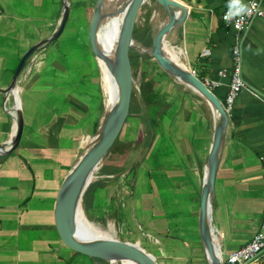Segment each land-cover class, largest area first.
Listing matches in <instances>:
<instances>
[{
  "label": "crops",
  "instance_id": "0c3cea01",
  "mask_svg": "<svg viewBox=\"0 0 264 264\" xmlns=\"http://www.w3.org/2000/svg\"><path fill=\"white\" fill-rule=\"evenodd\" d=\"M65 1L0 0V145L6 148L17 128L10 112L13 105L19 115L23 110L25 121L18 147L0 155V264H111L69 248L56 215L61 186L95 144L107 119L104 91L86 81L94 75L96 58L79 57L74 45H63L77 37L76 10L88 0H67L70 16L62 35L28 60L15 96L5 92L25 53L58 28ZM177 1L188 7V15L169 33V50L202 81L216 84L214 93L223 104L230 78L220 72L232 67L236 46L242 54L247 86L228 112L211 201L213 234L226 259L252 239L264 220V17L237 33L223 24L222 13L251 0ZM145 4L151 11L150 25L138 28L136 22L134 37L152 47L169 16L158 3ZM138 54L139 94L133 90L130 115L119 136L129 150H121L112 162L108 159L101 178L91 184L94 208L97 202L106 217L126 227L120 210L136 195L138 184L144 191H138L133 208L152 241L143 248L137 236L135 245L153 254L158 264H209L200 235V203L214 139V110L172 78L178 90L174 107L166 113L158 110L150 120L146 107L153 100L149 95L158 70L153 57ZM131 65L133 69L132 61ZM125 152L135 157L125 159ZM123 166L126 172H121ZM136 167L139 172L133 176ZM86 209L91 213L92 208ZM86 209L83 203L85 213ZM147 211H152V220ZM115 231L120 240L116 227ZM259 264H264V256Z\"/></svg>",
  "mask_w": 264,
  "mask_h": 264
},
{
  "label": "water",
  "instance_id": "95a60500",
  "mask_svg": "<svg viewBox=\"0 0 264 264\" xmlns=\"http://www.w3.org/2000/svg\"><path fill=\"white\" fill-rule=\"evenodd\" d=\"M155 1L167 12L169 20L159 28L153 39L152 47L147 48L143 45L145 50L139 53L150 55L171 77L178 78L182 82L194 87L197 90L194 91V93L207 101L210 106H213L218 114V117H215L214 139L209 154L208 166L201 195L200 235L209 264H223V257L221 256L211 226V201L215 190L219 154L226 134L229 115L223 102L216 96V94L208 89L205 83L198 78L189 67L186 68L178 65L177 61L173 60L166 54L163 47L165 37L185 21L188 15V7L177 0ZM104 3L105 0H96L88 37L94 57L97 61L98 59L105 61L110 74L117 85L118 101L114 113L106 119L102 131L99 134H96V144L77 161L61 186L57 198V223L65 244L75 252L86 255L94 260L106 261L109 263L133 261L137 264H158L157 259L153 254L148 253V251H143L135 245V243L121 241H109L100 244L89 243L80 237L76 227L78 208L81 202L84 201V196L91 186V183H89V177L97 169L100 163L103 164L104 159L115 145L130 115L133 92V75L130 53L134 47L133 43L137 41L134 37V31L139 10L140 7L145 4L143 3V0L130 1L119 49L114 57H108L102 51L98 42L100 25L105 16L103 11ZM69 16L70 5L66 0L58 28L51 37L32 46L25 53L15 72L12 83L5 91L6 93H10L16 89L18 80L26 68L28 60L38 51L48 47L59 39L64 32ZM24 127L25 121L22 110L18 117L17 130L12 139L11 147L4 151L5 146L0 145V155L10 154L18 147L23 136Z\"/></svg>",
  "mask_w": 264,
  "mask_h": 264
},
{
  "label": "rangeland",
  "instance_id": "374dc122",
  "mask_svg": "<svg viewBox=\"0 0 264 264\" xmlns=\"http://www.w3.org/2000/svg\"><path fill=\"white\" fill-rule=\"evenodd\" d=\"M88 1L89 2H87L88 3L87 6L83 5V7H78V9L76 10L75 22L77 24L76 27H78V29L75 30V28H74V32H76L75 34H77V38H73L70 41L66 40L63 42V45L67 46L70 43H72L71 45H74L76 47V50H77L78 54L80 55L79 57L82 56V57H90L91 58L92 56L94 57V55H93L91 47H90L88 32L86 31V25L89 26L92 22L93 11H94V7L96 4V0H88ZM154 3H157V2L155 0H152L151 4H154ZM148 5L149 4H143L140 7L138 18H137L138 19L137 20V24H138L137 27L138 28L142 27L143 25L144 26L150 25L151 11L147 8ZM146 9L149 11L145 12ZM158 12H160V10H158ZM145 13L147 14V16ZM168 20H169V17H168ZM157 21H159V20H157ZM138 35H140V32H138L136 30V37H138ZM143 45L147 48H150V46H146L145 44H143ZM170 52L175 55V53L173 51L170 50ZM138 55L139 54L137 52L130 53V58H131L133 66H134V68L132 69L134 95L139 94V88L141 85V72L139 70V67L136 66V63H137L138 58H139ZM86 59H88V58H85L84 61ZM151 59L155 61L154 65H155V68L158 70L157 73L154 75V79H153L154 81L152 80L154 82V85H153V89H152V91H150V95H149L152 97L153 100L150 103H148V105L146 107L148 110L149 119L153 121V119L156 117V112L158 110L161 109V110H163L162 112L166 113V112H169L172 107H174V101H175L174 97L177 94L178 90L175 87V83L172 80L173 77H171L167 72H165L157 64V62L154 58H151ZM79 60L81 61V59H79ZM73 61L74 62L76 61L78 63L77 58H75V60H73ZM90 68H91V65H90ZM80 70H82V68H80ZM93 73H94V75L91 77H88L86 81H87V83H90V84L96 83L97 88H98L97 91H100V93H102L101 71H100V67H99L98 63H97L96 69H93ZM158 104L159 105L164 104L165 107L161 108L158 106ZM133 109H134V107H133ZM171 113H172V111H171ZM104 114L105 113L103 110V116H104ZM170 115L171 114H169V116ZM150 129H151V127H150ZM150 143H151V141H150ZM121 150H129V149H128V146H124V143L119 138L116 141L113 148L111 149V151L108 153V155L104 159L102 167L99 171L100 175H103V170H104L106 161L109 159L108 161L112 162V160H110V158L114 159V155L119 153ZM128 156L135 157V154L130 153V152H125L123 154V158H125V159H127ZM125 166H123L124 169L121 172L127 171V170L125 171ZM137 170H138V167H136L134 169L133 176L137 175V173L139 172ZM122 174H124V173H122ZM122 174H121V176H122ZM146 175H147V179H148L149 173L147 172ZM128 183L132 187V183L130 181H128ZM94 190H95V185L90 190L89 196L87 198H86V194L84 196V207H85V209H86V205L88 208L89 207L92 208L91 213H89V214L96 217V218L91 217L88 214V211L86 209V212H87L86 214H87L88 218L93 223H95L96 225L101 226L103 228H107L108 227L107 225L109 224V222H112V223H114L115 227L118 230L119 238H120L121 242H130V243L134 244V243L138 242V240H139L137 238V236H140V238L142 239V242H143V244L141 243V245L143 246V248L147 247L150 244L149 242H151L152 240L149 238V236L145 232V231H148V229L146 227H144V229L140 228V226H144L142 223L143 219L140 217V214L138 213V211H136V209L133 208V206H135V203H136L135 200L137 199L136 195H137L138 191H141V192L144 191V190H142L141 186H138V184H136V188H135V192H136L135 194L136 195L130 197V199L128 198L126 200V203L128 205L125 208L123 207L120 210L121 222H126V227H123L119 223H116L114 218L106 217L107 211L100 208V205H98L97 202H96V208H94V204L96 201L94 195L92 196V194L94 193ZM147 216L150 220H152V211H147L146 217ZM189 242L194 243L193 241H189ZM189 242H188V244H191Z\"/></svg>",
  "mask_w": 264,
  "mask_h": 264
},
{
  "label": "bare ground",
  "instance_id": "6f19581e",
  "mask_svg": "<svg viewBox=\"0 0 264 264\" xmlns=\"http://www.w3.org/2000/svg\"><path fill=\"white\" fill-rule=\"evenodd\" d=\"M131 0H105L104 7H105V16L102 20V23L100 25L99 34H98V42L100 45V48L102 51L107 55L108 57H114L119 49L122 34L124 30V26L126 23V17L128 13V9L130 6ZM152 0H143V3H151ZM163 18V17H162ZM167 18V17H166ZM169 35V34H168ZM168 35L165 37L163 42V47L165 49V52L167 55H169L173 60L177 61L178 65L184 66V64L169 50L168 42L170 41V38ZM133 48L131 50V53L135 52H142L145 50L143 44L140 42H134ZM98 64L101 71V80H102V90L105 94V107H106V118L110 117L116 108L117 101H118V90L117 85L115 81L113 80L110 71L105 63L104 60L98 59ZM243 74V73H242ZM176 81L185 87L186 89H189L191 91H197L194 87L182 82L178 78H175ZM17 88V87H16ZM16 90V89H15ZM15 90H13L12 97L15 96ZM10 93V94H11ZM224 102V101H223ZM214 110V115L217 118L218 114L216 109L211 106ZM11 114L13 115V118L15 120V127L17 126L18 117H19V109L13 105L11 107ZM17 128L13 129V135L8 143L7 147L4 148V151L6 149H9L12 144V139L15 136ZM96 144V142H95ZM94 144V145H95ZM102 167V163L99 164L97 169L90 175L89 177V183H93L99 178H101V175L99 174V171ZM83 203L81 202L79 208H78V220H77V231L80 237L85 239L89 243L93 244H100L105 243L109 241H120L117 239L115 227L113 224L108 229L102 228L101 226L96 225L93 223L83 210ZM108 226V225H107ZM111 264H137L133 261H123V262H114Z\"/></svg>",
  "mask_w": 264,
  "mask_h": 264
},
{
  "label": "built area",
  "instance_id": "2783aa9c",
  "mask_svg": "<svg viewBox=\"0 0 264 264\" xmlns=\"http://www.w3.org/2000/svg\"><path fill=\"white\" fill-rule=\"evenodd\" d=\"M264 0H251L247 6L228 7L222 13L221 19L226 27H232L237 33L247 29L255 19L264 17ZM233 65L230 69H224L220 72L223 76L230 78L229 89L223 104L227 112L238 95L246 88L247 84L242 75V54L238 46L232 51ZM205 85L214 92L213 88L217 86L208 81H203ZM264 256V220L259 230L252 239L238 251L231 253L223 264H259Z\"/></svg>",
  "mask_w": 264,
  "mask_h": 264
},
{
  "label": "trees",
  "instance_id": "16d2710c",
  "mask_svg": "<svg viewBox=\"0 0 264 264\" xmlns=\"http://www.w3.org/2000/svg\"><path fill=\"white\" fill-rule=\"evenodd\" d=\"M74 38H77L76 36L74 37ZM71 39H73V38H70V39H67L68 41H70ZM70 44H72V43H70ZM91 187H89V189H88V191L86 192V198L89 196V193H90V189Z\"/></svg>",
  "mask_w": 264,
  "mask_h": 264
}]
</instances>
